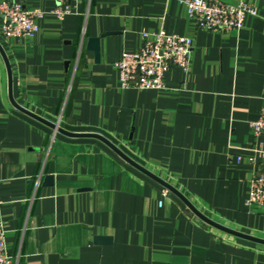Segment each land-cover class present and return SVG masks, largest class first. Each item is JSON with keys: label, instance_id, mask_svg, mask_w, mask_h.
<instances>
[{"label": "crops", "instance_id": "crops-1", "mask_svg": "<svg viewBox=\"0 0 264 264\" xmlns=\"http://www.w3.org/2000/svg\"><path fill=\"white\" fill-rule=\"evenodd\" d=\"M222 1L256 16L212 32L184 0H77L63 20L50 13L54 0H27L44 12L37 31L0 45L17 104L106 136L210 219L264 238V212L245 204L249 124L264 106V0ZM160 30L192 39L187 70L171 68L161 90L120 88L115 62L140 48L142 32ZM161 190L101 142L55 134L16 110L0 56V223L14 264H264V246L202 224Z\"/></svg>", "mask_w": 264, "mask_h": 264}, {"label": "built area", "instance_id": "built-area-1", "mask_svg": "<svg viewBox=\"0 0 264 264\" xmlns=\"http://www.w3.org/2000/svg\"><path fill=\"white\" fill-rule=\"evenodd\" d=\"M27 0H0V36L2 38H31L37 31V20L44 14L39 9H28ZM50 13L63 20L75 12L77 0H54ZM188 16L198 28L212 32L238 31L247 16H256L255 9L244 2L226 3L222 0H184ZM141 46L135 52H124L115 62L118 85L122 89L161 90L165 73L173 67L187 70L193 44L189 37L158 32H142ZM255 139L251 148L253 155L248 161L255 172L249 180V193L245 202L249 209L264 212V106L256 120L250 122ZM239 160V158H238ZM161 197L170 193L161 190ZM161 204V202L159 203ZM6 233L0 223V264H14L5 250Z\"/></svg>", "mask_w": 264, "mask_h": 264}, {"label": "water", "instance_id": "water-1", "mask_svg": "<svg viewBox=\"0 0 264 264\" xmlns=\"http://www.w3.org/2000/svg\"><path fill=\"white\" fill-rule=\"evenodd\" d=\"M88 49L92 50L95 53V57L98 58V38H90L87 42ZM0 56L3 60V63L5 65L6 73H7V87H8V98L12 106L24 114L25 116L31 118L32 120L43 124L47 127H49L53 132L59 133L65 137L78 139V138H88V139H94L102 144H104L107 148H109L114 154H116L124 163L129 165L130 167L137 170L139 173L143 174L144 176L151 179L153 182L157 183L159 186H161L162 189H165L170 194L174 195L184 206L185 208L191 212V214L199 220L202 224L213 228L219 232H222L224 234H227L229 236L245 240L254 244H259L264 246V238L254 236L251 234H247L241 231H238L236 229L227 227L223 224H220L212 219H210L208 216L204 215L202 212H200L196 207L193 206V204L184 196L179 190H177L174 186L157 176L156 174L150 172L148 169H146L144 166L139 164L136 160L129 157L125 152H123L114 142H112L110 139H108L106 136L97 133V132H75V131H69L62 127H60L58 124L53 123L38 114L20 106L17 104L12 97V73L11 68L9 65V61L7 56L5 55L1 45H0ZM48 180V179H47ZM50 180V178H49ZM96 242L98 244H109L111 239L109 237H97ZM70 252H73L72 250Z\"/></svg>", "mask_w": 264, "mask_h": 264}]
</instances>
